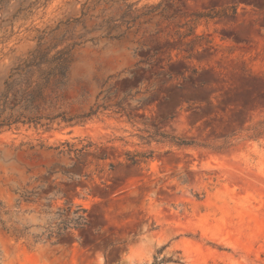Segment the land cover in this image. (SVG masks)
<instances>
[{"label":"rangeland","instance_id":"obj_1","mask_svg":"<svg viewBox=\"0 0 264 264\" xmlns=\"http://www.w3.org/2000/svg\"><path fill=\"white\" fill-rule=\"evenodd\" d=\"M9 119L0 264H264V0H0Z\"/></svg>","mask_w":264,"mask_h":264},{"label":"trees","instance_id":"obj_2","mask_svg":"<svg viewBox=\"0 0 264 264\" xmlns=\"http://www.w3.org/2000/svg\"><path fill=\"white\" fill-rule=\"evenodd\" d=\"M63 59H64V58H63L62 56H58V57H56V58L54 59V62L57 63L58 65H60V64L62 63ZM53 72H55L54 75H53ZM64 72H65V70L62 69L61 67L56 68V69H54V71L51 70V72H50L49 75H48V78H49L50 76H52V75H53V76H56V75H63ZM7 122L9 123V122H10V119H9L8 121H2V122H0V128H1L2 126L6 125ZM16 122H17V121H16ZM178 144H179L180 146H183V145H184V146H189V143H187V142H185V141H179ZM84 212H85V211H84ZM84 221H85V218H84L83 216H78L77 219H76V223L79 224V225H81L82 222H84ZM1 223L3 224L4 230L7 231L8 233H10L13 237H15L16 239H21V238H23V236H24V232H23V231L17 229L16 227H13V226H11V227H7V226L5 225L6 223L3 222V221H1Z\"/></svg>","mask_w":264,"mask_h":264}]
</instances>
